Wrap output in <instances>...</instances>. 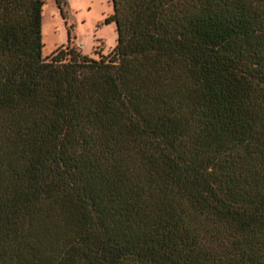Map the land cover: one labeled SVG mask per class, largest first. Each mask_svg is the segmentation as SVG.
I'll return each mask as SVG.
<instances>
[{"label":"trees","instance_id":"trees-1","mask_svg":"<svg viewBox=\"0 0 264 264\" xmlns=\"http://www.w3.org/2000/svg\"><path fill=\"white\" fill-rule=\"evenodd\" d=\"M110 2L94 59L0 0V264H264V0Z\"/></svg>","mask_w":264,"mask_h":264},{"label":"rangeland","instance_id":"rangeland-1","mask_svg":"<svg viewBox=\"0 0 264 264\" xmlns=\"http://www.w3.org/2000/svg\"><path fill=\"white\" fill-rule=\"evenodd\" d=\"M112 11L110 0H44L42 8V56L59 46L74 47L96 59L115 45L113 22L104 18Z\"/></svg>","mask_w":264,"mask_h":264}]
</instances>
